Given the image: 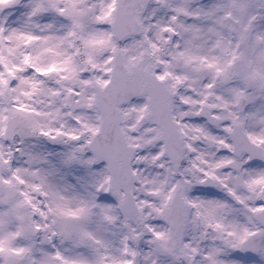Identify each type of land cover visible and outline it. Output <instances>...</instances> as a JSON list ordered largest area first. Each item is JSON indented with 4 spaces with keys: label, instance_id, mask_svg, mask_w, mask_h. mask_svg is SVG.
I'll list each match as a JSON object with an SVG mask.
<instances>
[{
    "label": "snow or ice",
    "instance_id": "6c2138e0",
    "mask_svg": "<svg viewBox=\"0 0 264 264\" xmlns=\"http://www.w3.org/2000/svg\"><path fill=\"white\" fill-rule=\"evenodd\" d=\"M0 264H264V0H0Z\"/></svg>",
    "mask_w": 264,
    "mask_h": 264
}]
</instances>
